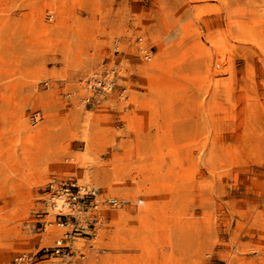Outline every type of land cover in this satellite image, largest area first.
<instances>
[{
	"label": "rangeland",
	"instance_id": "rangeland-1",
	"mask_svg": "<svg viewBox=\"0 0 264 264\" xmlns=\"http://www.w3.org/2000/svg\"><path fill=\"white\" fill-rule=\"evenodd\" d=\"M62 179L122 202L58 225ZM66 234L37 264H264V0H0V264Z\"/></svg>",
	"mask_w": 264,
	"mask_h": 264
},
{
	"label": "built area",
	"instance_id": "built-area-1",
	"mask_svg": "<svg viewBox=\"0 0 264 264\" xmlns=\"http://www.w3.org/2000/svg\"><path fill=\"white\" fill-rule=\"evenodd\" d=\"M91 87V81H87ZM93 86L106 88L104 81L100 78H94ZM90 100V96L85 98ZM35 115H39L36 113ZM47 202L57 216V224L64 225L71 218L76 219L81 213H87L97 210L101 204H110L111 206H120L121 200L117 197L102 199V192L99 188L81 184L75 179H62L60 181H51L48 184ZM57 238L53 245L44 247L36 252H22L14 257L17 264H37L41 260L49 259L53 256H63L72 254L71 240L67 237ZM83 257V255H82Z\"/></svg>",
	"mask_w": 264,
	"mask_h": 264
}]
</instances>
